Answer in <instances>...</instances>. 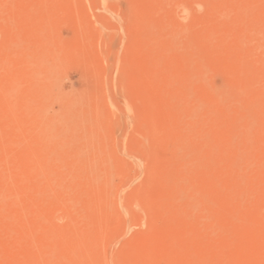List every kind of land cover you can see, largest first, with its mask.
<instances>
[{"label":"rangeland","instance_id":"1","mask_svg":"<svg viewBox=\"0 0 264 264\" xmlns=\"http://www.w3.org/2000/svg\"><path fill=\"white\" fill-rule=\"evenodd\" d=\"M0 264H264V0H0Z\"/></svg>","mask_w":264,"mask_h":264}]
</instances>
